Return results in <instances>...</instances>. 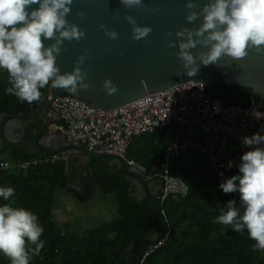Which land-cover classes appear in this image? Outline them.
Segmentation results:
<instances>
[{"label":"trees","instance_id":"16d2710c","mask_svg":"<svg viewBox=\"0 0 264 264\" xmlns=\"http://www.w3.org/2000/svg\"><path fill=\"white\" fill-rule=\"evenodd\" d=\"M8 87L5 70L0 73V124L3 116L36 110L52 88L50 83L41 89V99L29 104L6 94ZM208 93L228 104H264V97L252 88L216 85L208 88ZM184 136L167 127L139 136L130 145L129 160L146 169L147 187L158 208L148 195L139 197V186L133 184L138 178L131 175L128 161L92 158L85 166L81 156L56 157L32 150V138V143L28 141L20 149L0 142V165H7L0 166V187L15 189L9 200L0 197V206L11 204L31 210L44 228L40 239L45 246L40 253H32L34 246L28 245L29 264H264V250L253 251L255 241L246 229L236 232L231 226L215 223L228 201L235 200L239 207V192L224 193L219 185L240 173L223 172L219 163L207 160L197 146L186 154L170 155L169 147L176 140L184 141ZM111 160L115 164L104 167ZM173 179L184 181L188 193L169 190ZM74 181L81 182L83 190L71 187ZM152 182L155 190L150 188ZM66 191L83 204L94 201L98 192L115 196L117 217L83 233L64 232L54 216L59 195ZM152 241L159 245H151ZM132 244L135 248L130 249ZM0 264H10L2 253Z\"/></svg>","mask_w":264,"mask_h":264},{"label":"clouds","instance_id":"9594fccd","mask_svg":"<svg viewBox=\"0 0 264 264\" xmlns=\"http://www.w3.org/2000/svg\"><path fill=\"white\" fill-rule=\"evenodd\" d=\"M121 3L128 8L145 6L143 0H121ZM72 4L73 0H0V69L8 72L11 85L6 94L31 104L41 99V89L50 83L73 94L91 87L85 82L87 73L81 67L85 55L78 57L70 73L62 74L56 63L65 40L79 41L85 36L76 24L66 19ZM196 7L193 0H188L187 9ZM79 15L83 19L86 14ZM201 16L200 27L178 30L179 40H169V47L178 45L177 55L187 76L197 75L201 64L218 65L225 56L241 60L249 49L264 52V0H207L200 12L189 11L186 20L195 22ZM126 19L133 26L135 41L146 38L152 31L150 27L138 26L130 15ZM101 28L110 39L118 38L116 31H109L104 25ZM170 36L171 33L165 34L166 39ZM45 40L53 43L46 46ZM197 47L207 50L197 55L192 51ZM103 87L109 95L118 90L111 79H105ZM242 142L247 146L260 145L264 136L256 133L243 137ZM241 161L240 174L219 185L224 193L239 192L240 205L237 207L235 200L228 201L215 223L231 226L236 232L246 229L248 237L255 241L253 251L264 250V148L245 152ZM14 195L13 187H0V197L4 200ZM43 232L31 210L11 204L0 206V253L9 258L10 264H29L28 245H33L31 252L38 255L45 246L40 239Z\"/></svg>","mask_w":264,"mask_h":264},{"label":"water","instance_id":"95a60500","mask_svg":"<svg viewBox=\"0 0 264 264\" xmlns=\"http://www.w3.org/2000/svg\"><path fill=\"white\" fill-rule=\"evenodd\" d=\"M187 2L188 0H143V8H128L121 0H73L72 10L66 19L76 24L85 36L79 41L65 40L56 63L62 74L70 73L74 70L78 57L85 55L86 59L81 67L82 71L87 73L85 82L91 87L79 89L75 94L52 87L36 110L26 114L3 116L0 124L3 143L11 149L25 146L34 131L31 130L32 127L25 130L21 122L25 118L46 114L53 102L62 96L74 97L94 109L106 111L135 102L147 94L187 83H205L209 88L216 85L252 88L255 94L264 97V52H257L255 49H249L248 55L241 60H232L225 56L218 65L201 64L197 75H186L187 70L177 55L178 45L175 48L169 47V40H179L176 36L178 30L194 29L202 25V16L191 23L186 20V16L189 11L200 12L207 0H193L197 7L192 10L186 8ZM153 9L157 11L154 12ZM81 12L86 14L83 19L79 15ZM129 15L136 20L138 26L152 29L146 38L139 41L132 39L133 26L126 19ZM101 25L106 26L109 31H116L118 38L110 39ZM166 33H171L167 39ZM44 43L47 46L53 41L45 40ZM206 50L197 47L192 51L198 55ZM2 71L5 70L0 69V73ZM105 79H111L118 89L116 93L109 95L104 89ZM37 127L41 142L51 139L53 147L56 140L61 144L60 150L45 149L49 153L61 152L65 155H86L89 159H108L105 156H97L84 147L70 145L57 135L43 136L42 126L37 124ZM20 135L23 139L16 140ZM65 151H68L67 154ZM121 165L127 171L125 164ZM129 171L138 178L133 184L139 186V197L143 199L148 195L156 205L147 187L146 176L138 167L129 168ZM154 185L155 182L150 183L151 190ZM70 186L83 190L79 181L70 183ZM156 207L158 208L157 205ZM162 237L163 235L158 239ZM155 243L152 241L151 245ZM132 248H135L134 244L131 245L130 249Z\"/></svg>","mask_w":264,"mask_h":264},{"label":"built area","instance_id":"2783aa9c","mask_svg":"<svg viewBox=\"0 0 264 264\" xmlns=\"http://www.w3.org/2000/svg\"><path fill=\"white\" fill-rule=\"evenodd\" d=\"M187 84L147 94L108 111L91 109L73 97L62 96L47 109L46 117L50 127L70 145L86 146L97 155L128 161L131 167L139 166L143 174L146 169L129 160L131 143L139 136L167 127L184 132L188 137L185 141H174L168 150L170 155L186 154L197 146L227 172H239L245 152L264 148V143L247 146L242 142L243 137L256 133L264 136V104L253 103L248 107L228 104L224 98L209 94L205 83ZM198 131L209 137L206 147L194 140ZM230 141L235 146L230 148ZM169 190L188 193L189 187L184 181L173 179Z\"/></svg>","mask_w":264,"mask_h":264},{"label":"crops","instance_id":"0c3cea01","mask_svg":"<svg viewBox=\"0 0 264 264\" xmlns=\"http://www.w3.org/2000/svg\"><path fill=\"white\" fill-rule=\"evenodd\" d=\"M39 120L34 117L25 118L21 124L24 126L25 130L32 127V131H34L30 137L34 141L33 146H31L32 150H40V151H46L45 149H52L55 150L57 148L60 150L59 146L61 145L57 140L55 141L54 147L52 146L51 139L49 140H43L41 142L42 138H40L39 128L37 127V124L41 125L44 131V135H57L59 136L62 141L65 140L62 135L59 134V132L55 131L54 129L50 128L46 114H38L37 116ZM46 120V121H45ZM38 131V132H37ZM181 135H185L184 132H180ZM185 140L188 139V137L184 136ZM23 139V137L17 136L16 140ZM29 139V141L32 143V141ZM207 139L209 140V137L206 134H203L201 131H198L194 140L199 144L203 146H207ZM184 140V141H185ZM45 141V142H44ZM66 141V140H65ZM20 143V142H19ZM18 143V144H19ZM66 143H68L66 141ZM69 144V143H68ZM49 148H47V146ZM232 146H235V144L230 141V148ZM34 147V148H33ZM208 148V147H207ZM235 149V147H234ZM47 152V151H46ZM68 151H65L67 154ZM54 155H59L63 157H75V156H81L82 163L87 166L91 159L87 157L86 155H76V154H63V153H52ZM205 157L207 160H211L210 156H207L205 154ZM6 159L8 161L11 160V157L9 155H6ZM115 160H111L110 162H107L104 167H111L115 164ZM83 165V166H84ZM236 173V172H235ZM155 186V185H154ZM153 186V187H154ZM152 187V189H153ZM155 190V187H154ZM56 202V221L58 222L59 227L64 232H76V233H83L84 231H87L89 229H92L96 227L97 225L114 220L117 217V210H118V200L115 196H105L102 192H98L96 199L90 203L83 204L79 202L72 193L66 191L61 192L59 195V198Z\"/></svg>","mask_w":264,"mask_h":264},{"label":"rangeland","instance_id":"374dc122","mask_svg":"<svg viewBox=\"0 0 264 264\" xmlns=\"http://www.w3.org/2000/svg\"><path fill=\"white\" fill-rule=\"evenodd\" d=\"M49 126H50V123H49ZM51 128V127H50ZM204 134V133H203ZM64 138V137H63ZM65 139V138H64ZM67 141V140H66ZM84 148H86V149H88L89 150V147H86V146H83ZM90 151V150H89ZM220 166V165H219ZM220 170H222L223 172H225V173H229V172H227L225 169H223L221 166H220ZM145 175V174H144ZM147 178V177H146ZM148 180V179H147ZM176 188H178V185L176 186ZM142 193L144 194L145 193V191L143 190L142 191ZM57 213H55V220H57L56 219V217L58 218V216L56 215Z\"/></svg>","mask_w":264,"mask_h":264},{"label":"bare ground","instance_id":"6f19581e","mask_svg":"<svg viewBox=\"0 0 264 264\" xmlns=\"http://www.w3.org/2000/svg\"><path fill=\"white\" fill-rule=\"evenodd\" d=\"M187 85H189V84H187ZM179 86H181V85H179ZM174 88V87H173ZM171 89V88H170ZM164 91V90H163ZM60 98V97H59ZM74 98V97H73ZM74 99H76V98H74ZM76 100H78V99H76ZM78 101H80V100H78ZM83 105H85V106H87V107H89V108H91V109H94V108H92V106L91 105H89V104H86V103H84V102H82V101H80Z\"/></svg>","mask_w":264,"mask_h":264},{"label":"flooded vegetation","instance_id":"af4514ba","mask_svg":"<svg viewBox=\"0 0 264 264\" xmlns=\"http://www.w3.org/2000/svg\"><path fill=\"white\" fill-rule=\"evenodd\" d=\"M0 142H2L3 143V141H2V138L0 137ZM141 193V192H140ZM141 195V194H140Z\"/></svg>","mask_w":264,"mask_h":264}]
</instances>
